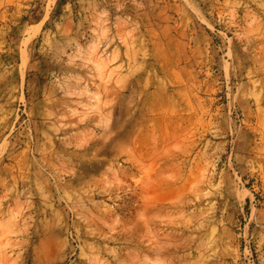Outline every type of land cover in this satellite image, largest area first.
I'll return each mask as SVG.
<instances>
[{
    "label": "rangeland",
    "instance_id": "374dc122",
    "mask_svg": "<svg viewBox=\"0 0 264 264\" xmlns=\"http://www.w3.org/2000/svg\"><path fill=\"white\" fill-rule=\"evenodd\" d=\"M0 264H264V0H0Z\"/></svg>",
    "mask_w": 264,
    "mask_h": 264
}]
</instances>
